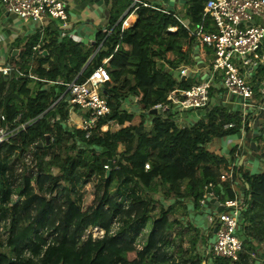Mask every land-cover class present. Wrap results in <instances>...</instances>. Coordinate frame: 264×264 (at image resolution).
Segmentation results:
<instances>
[{
  "label": "trees",
  "instance_id": "trees-1",
  "mask_svg": "<svg viewBox=\"0 0 264 264\" xmlns=\"http://www.w3.org/2000/svg\"><path fill=\"white\" fill-rule=\"evenodd\" d=\"M206 1L189 0L181 12L204 33H212L215 25L205 13ZM130 5V0H109L107 26L96 33L91 47L70 38L60 40L61 30L54 25L35 32L17 43L19 53L8 61L11 68L19 65L22 75L12 72L5 77L0 72V128L24 125L0 143V244L2 250L15 249L10 256L3 253L0 264H68L76 244L72 240L80 243L84 228L95 224L107 232L95 241L90 236L86 253L102 264H257L255 248L262 245L264 250V173L243 175L245 209L238 219L242 247L236 261L203 260L196 247L200 232L184 225L175 204H168L192 198L198 208L207 192L218 203L234 199L231 180L221 179L224 159L204 145L238 131L241 121L218 105L209 107L207 119L191 127H178L171 118L154 115L153 106L171 90L190 86L188 79L173 78L164 69L193 67L190 52L197 43L177 12ZM128 8L125 17L134 13L136 21L122 28L121 16ZM5 17L0 14V19ZM108 57L110 79L118 82L104 84L110 114L99 119L88 137L81 129L64 128L69 105L67 95L60 96L68 84L84 82ZM139 68L143 76L136 80ZM134 97L153 117L148 129L133 123L121 108L125 98ZM230 122H235V131L226 127ZM56 134L53 150L45 145V136ZM117 152L119 167L107 174L103 167ZM22 219L32 223L31 236L28 243L14 247V228ZM74 226L76 237L68 232ZM50 243L61 260L49 259L45 247Z\"/></svg>",
  "mask_w": 264,
  "mask_h": 264
},
{
  "label": "built area",
  "instance_id": "built-area-1",
  "mask_svg": "<svg viewBox=\"0 0 264 264\" xmlns=\"http://www.w3.org/2000/svg\"><path fill=\"white\" fill-rule=\"evenodd\" d=\"M0 12L18 17L23 24H34L38 27L36 30L49 27L51 22L52 24L60 22L65 25L68 14L64 0H0ZM205 13L213 19L214 32L204 33L201 27H192L185 22L183 24L201 48L206 47L211 51L210 69L219 77L222 89L226 93L243 99L244 104L249 106L254 92L251 79L258 68L264 64V52L261 51L264 41V23L259 24L255 21L258 18L264 21V0H207ZM125 27L126 23L123 22L122 28ZM39 47L37 45L36 48L39 49ZM0 72L5 77L12 72L18 76L22 75L18 66L11 68L5 63L0 65ZM190 74L188 68H182L179 71V77H187ZM141 77L142 75L136 76L137 79ZM106 82H111V79L105 66L101 65L92 70L84 82H72L67 85L63 97L67 95L69 111L71 107H76L80 114L79 119L76 120L69 112L68 118L62 124L64 128L81 129L86 137L91 135L99 119L110 114L107 96L103 91ZM210 88V82L206 80L196 82L187 88H175L168 93L164 101L154 105L152 110L159 115L178 116L175 120L176 125L191 127L193 122L189 119L184 123L185 120L181 119L180 115L193 110L206 109L211 104ZM163 110L167 112L163 113ZM243 122L244 120H241V126ZM226 127L232 130L235 122L228 123ZM106 128L107 124L102 126L103 130ZM20 129H24V125L16 129L9 126L0 128V143L8 140ZM46 145L53 150L57 149L58 135H49ZM25 156L27 163L31 164V156L29 154ZM119 159L120 154L117 152L113 159L105 163L103 168L107 174L118 169ZM145 168H149L148 163ZM225 177V174L221 173V179L225 180ZM220 206L224 210L218 213L216 220L211 219V223L214 224V236L204 258L206 260L220 257L236 261L242 247L238 219L245 205L242 200L234 199L222 202ZM92 228L93 234L90 232L87 240L91 236V240L95 241L104 237L107 232V229L98 224L93 225ZM113 230L111 229L110 233H114ZM138 248L140 249L139 245ZM259 258L264 261V251L260 253ZM203 264L206 262L204 261Z\"/></svg>",
  "mask_w": 264,
  "mask_h": 264
},
{
  "label": "crops",
  "instance_id": "crops-1",
  "mask_svg": "<svg viewBox=\"0 0 264 264\" xmlns=\"http://www.w3.org/2000/svg\"><path fill=\"white\" fill-rule=\"evenodd\" d=\"M64 1L65 8L68 13L67 21L65 24L66 27L63 29L64 25L60 22H55L53 24L51 22L49 27L54 25L60 28V40L62 38H70L76 42L85 43L88 47L93 46L96 33L100 29H103L107 26L109 16L107 4L109 3V0ZM130 1L131 5L129 8L134 7L138 3L157 6L166 11L177 12L182 23H189L192 27H197L185 17L183 12H181L182 8L189 0ZM129 8L126 9L121 16L123 22L126 23V28L130 25H133L136 21V16L134 13H130L127 17H125L128 14ZM0 14L6 16L5 18L0 19V63L4 65V63L8 64V61H10L9 58L11 56L15 57L19 53V50L16 49V45L19 41L24 43V40L28 39L30 35H34L35 32L43 30H36L38 27L34 24H23L16 16L2 14L1 12ZM255 21L259 24L264 23L263 19L260 18L256 19ZM172 28H175L176 30V27ZM175 30L170 31L174 32ZM209 51L210 50L208 48H201L198 44L192 47L190 56L192 62L194 63V66L182 67L188 68L190 70L191 74L187 77H179V71L182 68L173 71L165 67L164 71L170 73L173 78H176L178 80L184 78L188 79L190 85L204 80L210 82V90L213 93L211 104L206 109L193 110L180 115V118H183L185 120L184 123H186L190 119L193 122V126L199 120H206L209 112L208 108L213 105L224 107L230 113H236L239 121L244 120L242 126L239 127L238 131L220 137H213L204 145L207 150L224 159L225 166H223L220 172L225 174V180H231V189L235 194L234 199H240L243 201L245 192L243 175L264 173V78H260L264 64H262L253 74V77L251 79V84L254 90L253 98L249 106H247L244 104L243 99L226 93L224 89H222L219 77L210 69L212 57L211 51ZM261 51L264 52V41L261 46ZM41 53H45V51H42ZM109 61L110 57L104 59L102 62V66H105V68L108 67L110 65ZM16 66L20 68L19 65ZM28 70L29 69L25 71ZM137 75L143 76L142 68H139L137 70V73L134 76V79L136 80ZM110 83L111 86H116L118 84V82L114 81H111ZM49 85L53 86L54 83L49 82ZM62 97L63 94L60 96V99ZM56 104H54L52 107H54ZM121 108L125 110L130 117L133 118V123L137 125L140 124L142 127H145L147 129L151 126L153 117L144 113V110L139 106L137 102V98H125L122 102ZM69 112L74 119H79L80 113L78 108L71 107ZM166 112V110H163V113ZM153 113L154 115L160 116L162 118H171L174 124L175 120H177L178 118V116L170 114H167L165 116L156 114L155 112ZM136 117L140 118L139 123L136 122ZM54 119L55 118H51V121H53ZM64 120L62 121V124L64 123ZM177 126L182 127L179 125ZM234 171H237V173L233 176ZM204 195L205 196L201 200L202 202L200 203L198 208L194 207L192 198L180 200L177 202L172 200L168 203L171 205L175 204V213L184 225H192L200 232V239L196 247L197 252L200 253V256H202L203 260H205L204 256L206 255L207 249L211 246L214 236V224L211 223V219L216 220L218 213L222 211H220L221 203H218L215 200L212 192H207ZM156 196L160 197L159 195ZM164 204L167 205V203L165 202ZM175 234L176 233H174V235ZM262 251H264L262 249V245H257L255 248V252L253 253V258L255 259L257 264L264 262L259 258Z\"/></svg>",
  "mask_w": 264,
  "mask_h": 264
},
{
  "label": "rangeland",
  "instance_id": "rangeland-1",
  "mask_svg": "<svg viewBox=\"0 0 264 264\" xmlns=\"http://www.w3.org/2000/svg\"><path fill=\"white\" fill-rule=\"evenodd\" d=\"M0 65H3V64L0 63ZM139 119H140L139 117H136L137 123H139ZM238 195H239V193H238ZM154 198L160 199V197H157L156 195H154ZM95 212L96 211H93L91 213V215L95 214ZM31 225H32V223H29V222L25 221L24 219L17 221L15 228H14V233H15V235H14L15 244H13L14 247H16V245L19 243H28L29 242L28 236H31V233H30L31 232L30 231ZM91 228H92V225L84 228L85 230L83 231L82 237H79V239H81L80 243L78 242V238H74V240H72L76 244L69 251V254L71 257H70V262L68 264H102L96 256H94V258H93V256L91 257V255H89L90 253H86L87 249L89 248L86 246L87 245L86 241H88L87 237L90 235V232H92V234H93V228L92 229ZM75 229H76V226H74V229H70L68 232L69 233L72 232L71 235H75L74 234ZM78 233H82V230L78 229ZM173 236H174V234H173ZM74 237H76V235ZM177 237H178V231L176 232V238ZM37 244L38 243L33 245V247H32L33 250L36 248L35 245H37ZM53 247L54 246H52L51 243H50V245H48V247H45V249H47V252L50 251L49 259L52 257V261L57 259V258L59 260H61V256L55 254V252L58 249H55V247L54 248ZM57 248H59V247H57ZM2 249H3V246H2V244H0V256L3 255V253L7 256H10L11 254L14 253V250H15L13 247L9 248L8 250H2ZM60 263L61 262L58 261V263H56V264H60ZM65 263L66 262L64 261L62 264H65Z\"/></svg>",
  "mask_w": 264,
  "mask_h": 264
},
{
  "label": "water",
  "instance_id": "water-1",
  "mask_svg": "<svg viewBox=\"0 0 264 264\" xmlns=\"http://www.w3.org/2000/svg\"><path fill=\"white\" fill-rule=\"evenodd\" d=\"M65 27H66V25L63 26V29H64ZM88 64H89V63L86 64V66L82 69V71H84V70L86 69V67L88 66ZM82 71H81V72H82ZM80 74H81V73H80ZM80 74H79V75H80ZM57 102H58V101H56L54 104H56ZM153 112H155V111L153 110ZM48 138H49V135H46V136H45V145L48 144ZM38 146L41 147L42 144L40 143ZM217 204H218V203H217ZM218 205H219V204H218Z\"/></svg>",
  "mask_w": 264,
  "mask_h": 264
}]
</instances>
